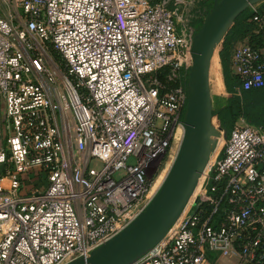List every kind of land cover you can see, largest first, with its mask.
I'll return each mask as SVG.
<instances>
[{
  "label": "built area",
  "instance_id": "1",
  "mask_svg": "<svg viewBox=\"0 0 264 264\" xmlns=\"http://www.w3.org/2000/svg\"><path fill=\"white\" fill-rule=\"evenodd\" d=\"M204 1L0 0V166H13L0 171V264L88 258L146 208L164 179L151 191L147 171L183 137ZM249 8L253 27L229 48L237 94L264 87L251 40L264 38V7ZM239 119L183 217L131 264H214L211 252L264 264V124ZM31 169L46 184L22 193Z\"/></svg>",
  "mask_w": 264,
  "mask_h": 264
},
{
  "label": "water",
  "instance_id": "2",
  "mask_svg": "<svg viewBox=\"0 0 264 264\" xmlns=\"http://www.w3.org/2000/svg\"><path fill=\"white\" fill-rule=\"evenodd\" d=\"M262 0H214L192 39V65L178 153L152 200L123 230L93 249L88 258L67 264H131L161 240L181 215L212 154L209 68L215 49L234 19Z\"/></svg>",
  "mask_w": 264,
  "mask_h": 264
},
{
  "label": "trees",
  "instance_id": "3",
  "mask_svg": "<svg viewBox=\"0 0 264 264\" xmlns=\"http://www.w3.org/2000/svg\"><path fill=\"white\" fill-rule=\"evenodd\" d=\"M251 17L252 11L247 8L234 19L211 60L209 85L212 123L219 136L227 135L238 117H243L248 122L264 124V87L243 90L237 94L234 88L238 84V78L232 76L228 69L229 48L234 41L250 33L253 27ZM257 39L256 35H251V40L257 43Z\"/></svg>",
  "mask_w": 264,
  "mask_h": 264
},
{
  "label": "rangeland",
  "instance_id": "4",
  "mask_svg": "<svg viewBox=\"0 0 264 264\" xmlns=\"http://www.w3.org/2000/svg\"><path fill=\"white\" fill-rule=\"evenodd\" d=\"M213 1L214 0H206L204 2H205V4L207 6H210L213 3ZM262 1H264V0H262ZM197 32L198 31H195V33L191 37V40L194 38V36L197 34ZM221 42H222V40H221ZM221 42L218 44V49L221 46ZM54 58H55V61L57 62V64L59 65V68H63V64L60 63V62H62L61 59H60V57L58 55H54ZM3 110H4V102L1 103V110H0V133L2 134V136L4 138L3 139V143H5V137L7 136V132H6L5 128H4V122H3L4 121V115H3ZM240 118H242V117H240ZM236 120H238L240 122L241 119H239V117L236 118L235 121L232 123V126L236 122ZM220 132H222V130ZM222 136H220L217 139H214L213 141L211 140L212 141V149L213 150H212V154L210 156V160L213 159V157L219 151V148H220V146H221V144L223 142V138H224V135H222ZM169 159H168V157L161 158V160H159V162L157 164L153 165V167L150 168L147 171V176H148L150 182L153 181L154 179H157V176L159 175L160 170H161L162 167H163V170H165L168 167ZM134 163H135V158L133 156H130L127 159V161H126V164L127 165L134 164ZM101 165H102L101 162L99 160H97V159L92 160V162L90 163V166L92 168H94V169H99L101 167ZM156 166H157V168H156ZM6 169L13 170V166L10 165L9 162H6L4 165H1L0 166V171L2 172V174L5 173ZM45 175H46L45 172H38L37 170H32L31 169L28 173H23L20 176H21V178L23 180V183L25 184L24 187L27 190V189H29V186L30 185H34V186H36L38 188H42L46 184ZM122 175H123V171L121 170V171H119L118 173L115 174V177H119V176H122ZM7 180H8L7 178L3 179V183L5 185L7 183ZM21 192L22 193L25 192V189L24 190H21ZM191 203H189L184 208V210L182 211L181 215L179 216V218L177 219V221L175 222V224H177L180 221V219L183 217L184 213L187 211V209L189 208V206L191 205ZM209 257H210L211 262L214 263V264H232L233 263V259H231V258H225V257H220V256H218L214 252L209 253Z\"/></svg>",
  "mask_w": 264,
  "mask_h": 264
},
{
  "label": "bare ground",
  "instance_id": "5",
  "mask_svg": "<svg viewBox=\"0 0 264 264\" xmlns=\"http://www.w3.org/2000/svg\"><path fill=\"white\" fill-rule=\"evenodd\" d=\"M215 50H216V49H215ZM209 70H210V68H209ZM179 134H180V129L177 130L176 137H178ZM219 137H220L219 135H214V136L212 137L211 140L213 141L214 139H217V138H219ZM212 141H211V142H212ZM169 158H170V159H169ZM168 159H169L168 167H167L165 170H163V167L161 168L160 173H159V175L157 176V179H155L154 183L152 184V190H151V191H153V190L157 187L158 183L162 181V179L164 178V176H165L167 170L169 169V167H170V165H171V162H172V159H171V157H168ZM166 161H167V160H166ZM163 166H164V165H163ZM204 172H205V171H203L202 174H203ZM202 174H201V176H200V178H199V180H198V182H197V184H196V187H195L193 193H192L191 196L189 197L186 206H187L189 203L193 202V200H194V198H195V195H196V193H197V191H198V186H199V183H200V181H201ZM186 206H185V207H186ZM183 210H184V209H183Z\"/></svg>",
  "mask_w": 264,
  "mask_h": 264
},
{
  "label": "crops",
  "instance_id": "6",
  "mask_svg": "<svg viewBox=\"0 0 264 264\" xmlns=\"http://www.w3.org/2000/svg\"><path fill=\"white\" fill-rule=\"evenodd\" d=\"M255 6H256V7H261V8L264 7V1H260V3L258 2V4L256 3ZM256 37H258V39H257V43H256L254 40H253V42H254L258 47L264 49V38L261 37V36H256ZM254 38H255V37H254ZM29 182H30V181H29ZM24 185H25V184H24ZM24 185L22 186V190L25 189V192H27V191L31 190L32 188L36 187V186H34V185H30V186H29V189L26 190V188L24 187Z\"/></svg>",
  "mask_w": 264,
  "mask_h": 264
},
{
  "label": "flooded vegetation",
  "instance_id": "7",
  "mask_svg": "<svg viewBox=\"0 0 264 264\" xmlns=\"http://www.w3.org/2000/svg\"><path fill=\"white\" fill-rule=\"evenodd\" d=\"M211 6V5H210ZM188 81V80H187ZM186 92H187V84H186Z\"/></svg>",
  "mask_w": 264,
  "mask_h": 264
}]
</instances>
